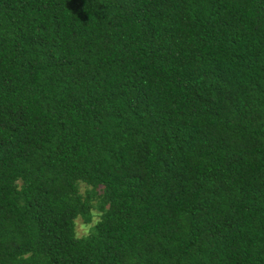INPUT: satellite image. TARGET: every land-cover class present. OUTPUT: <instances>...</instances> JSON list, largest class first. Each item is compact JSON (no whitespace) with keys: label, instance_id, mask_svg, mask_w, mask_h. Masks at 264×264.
Masks as SVG:
<instances>
[{"label":"trees","instance_id":"trees-1","mask_svg":"<svg viewBox=\"0 0 264 264\" xmlns=\"http://www.w3.org/2000/svg\"><path fill=\"white\" fill-rule=\"evenodd\" d=\"M0 264H264V0H0Z\"/></svg>","mask_w":264,"mask_h":264},{"label":"rangeland","instance_id":"rangeland-1","mask_svg":"<svg viewBox=\"0 0 264 264\" xmlns=\"http://www.w3.org/2000/svg\"><path fill=\"white\" fill-rule=\"evenodd\" d=\"M81 226H85L84 224H82V222H81V220H79L78 219V221H77V224H76V231H77V234L79 235V236H81V235H84V234H86L83 230H82V227Z\"/></svg>","mask_w":264,"mask_h":264},{"label":"clouds","instance_id":"clouds-1","mask_svg":"<svg viewBox=\"0 0 264 264\" xmlns=\"http://www.w3.org/2000/svg\"><path fill=\"white\" fill-rule=\"evenodd\" d=\"M82 227V230L86 233L90 227V225L88 226H81Z\"/></svg>","mask_w":264,"mask_h":264}]
</instances>
